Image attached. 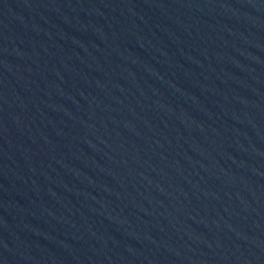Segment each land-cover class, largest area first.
Instances as JSON below:
<instances>
[{"label": "water", "instance_id": "obj_1", "mask_svg": "<svg viewBox=\"0 0 264 264\" xmlns=\"http://www.w3.org/2000/svg\"><path fill=\"white\" fill-rule=\"evenodd\" d=\"M0 264H264V0H0Z\"/></svg>", "mask_w": 264, "mask_h": 264}]
</instances>
